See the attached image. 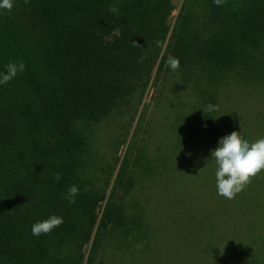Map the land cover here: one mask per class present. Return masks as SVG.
Returning a JSON list of instances; mask_svg holds the SVG:
<instances>
[{
    "label": "trees",
    "instance_id": "1",
    "mask_svg": "<svg viewBox=\"0 0 264 264\" xmlns=\"http://www.w3.org/2000/svg\"><path fill=\"white\" fill-rule=\"evenodd\" d=\"M172 2L12 0L11 11L0 9V73L10 61L26 66L0 84L2 264H79L100 202L108 199L104 222L111 228L125 220L124 204L114 193L107 198L108 182L102 187L81 178L88 164L81 123L94 126L115 111L138 109L162 56L178 58L186 72L193 64H200L198 73L214 72L244 66L253 58L252 47L264 42V0H222L221 6L193 0L163 55ZM196 2L202 9L194 11ZM262 181L261 187L250 183L234 199L223 200L237 202L251 219L264 220ZM72 185L78 186L75 203L66 199ZM119 185L125 192L132 186L122 167L113 189ZM51 215L62 217L63 224L33 236L31 226ZM68 244L73 250L66 253ZM259 263L257 253L246 262Z\"/></svg>",
    "mask_w": 264,
    "mask_h": 264
},
{
    "label": "rangeland",
    "instance_id": "2",
    "mask_svg": "<svg viewBox=\"0 0 264 264\" xmlns=\"http://www.w3.org/2000/svg\"><path fill=\"white\" fill-rule=\"evenodd\" d=\"M172 3L163 55L193 0ZM194 7L202 9L199 2ZM252 51L246 67L199 73L200 64L173 71L162 56L138 109L115 111L94 126L81 123L88 142L81 178L108 182L107 198L114 193L124 204L125 220L111 228L104 222L108 199L100 202L79 264H246L254 253L264 264V220L249 218L212 186L211 153L222 138L232 132L249 144L264 138V42ZM209 103L218 109L208 111ZM121 167L132 178L127 192L123 185L113 189ZM262 180L261 171L250 183L258 188ZM66 246V253L73 250Z\"/></svg>",
    "mask_w": 264,
    "mask_h": 264
},
{
    "label": "clouds",
    "instance_id": "3",
    "mask_svg": "<svg viewBox=\"0 0 264 264\" xmlns=\"http://www.w3.org/2000/svg\"><path fill=\"white\" fill-rule=\"evenodd\" d=\"M217 6H221L222 0H214ZM27 3V0H25ZM13 8L12 0H2L0 9L11 11ZM160 46V42H156ZM134 47H139L134 43ZM167 65L171 70L176 71L180 66L178 58L169 56ZM25 64L21 62L10 61L6 66V72L0 73V84H7L14 79L19 73L25 70ZM218 109L217 105L209 103L208 111ZM212 159L217 165L216 186L217 193L226 199H234L235 196L244 190L255 177L264 170V138L249 144L248 141L242 140L239 133L232 132L229 136L222 138L217 147L211 153ZM54 179L59 182L61 176L56 174ZM78 195V186L72 185L68 189L66 199L70 203H75V196ZM63 224V218L51 215L48 219L34 223L31 226L33 236L39 237L41 234H49L55 228ZM142 245L138 244L139 250Z\"/></svg>",
    "mask_w": 264,
    "mask_h": 264
}]
</instances>
